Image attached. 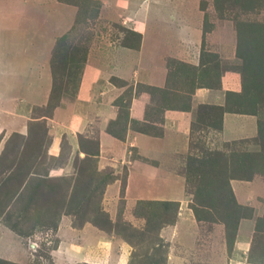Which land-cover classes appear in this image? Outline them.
I'll list each match as a JSON object with an SVG mask.
<instances>
[{"label": "rangeland", "instance_id": "obj_1", "mask_svg": "<svg viewBox=\"0 0 264 264\" xmlns=\"http://www.w3.org/2000/svg\"><path fill=\"white\" fill-rule=\"evenodd\" d=\"M58 1L71 6L74 17L53 45L48 102L27 108L25 133L0 127V238L16 240L23 261L0 258V264H55L50 253L59 244V229L64 244L55 255L57 264H264V0H195L198 26L207 34L203 40L236 44L232 60L219 62L209 54L206 71L199 74L210 85L224 69L241 75V92L226 95L224 109L253 114L256 137L222 143L216 135L220 109L194 106L186 153L162 163L181 180L180 193L136 194L132 200L121 188L124 165L117 174L112 167L97 169L95 122L82 133H70L77 146L72 151L68 134L54 136L46 119L76 97L90 51L116 38L136 48L139 36L122 27L126 21L116 17L115 6L107 5L106 13L114 14L108 17L96 0ZM168 65L173 81L190 93L196 74L182 63ZM112 84L123 83L112 78ZM128 91L114 101L118 116L108 127L117 139L127 124ZM152 94L163 102L173 98ZM16 114H22L20 107ZM205 130H211L209 136L201 133ZM114 180L120 184L116 193L110 189ZM232 182L249 184L233 190ZM72 229H85L84 241L63 236ZM92 232L102 245L97 236L91 239ZM71 252L83 258L65 257Z\"/></svg>", "mask_w": 264, "mask_h": 264}, {"label": "crops", "instance_id": "obj_2", "mask_svg": "<svg viewBox=\"0 0 264 264\" xmlns=\"http://www.w3.org/2000/svg\"><path fill=\"white\" fill-rule=\"evenodd\" d=\"M96 1L102 4L101 14L104 12L110 15L108 17L114 14L113 11L106 13L107 5L115 6L116 17L122 15L126 21L122 27L139 36L138 45L131 48L116 38L107 41L105 47L90 51L82 66L76 97L67 107L54 108L50 119H46L47 125L50 122L54 136L59 131L68 134L66 138L73 151L77 149L75 134L84 132L90 123L95 122L97 169L112 167L117 174L118 169L125 166L124 193L127 200H132L136 194L150 192L177 195L181 191V180L167 171L162 163L173 154L186 153L194 106L224 109L226 95L241 92V79L236 71L222 70L216 85H210L209 78L199 74L206 71L205 59L209 54L216 55L219 62L232 60L235 41L203 40L207 34L198 26L195 0H114V4L112 0ZM73 17V8L58 0H0L2 129L25 133L30 127L26 122L27 108L48 102L52 89L48 63L53 45L57 38L69 31ZM169 61L188 65L196 74L190 93L183 92L173 81ZM112 78L122 82V86H114ZM125 89H129L127 124L123 138L117 139L108 133V127L118 116L114 101ZM153 91L173 98L163 102L152 94ZM19 107L22 114H16ZM132 124L146 129L142 131ZM210 131L201 133L209 136ZM70 133L74 136L71 137ZM256 134L253 115L224 109L216 133L222 143L251 140ZM131 152L135 158H130ZM244 184L249 183L232 182L231 187L235 190ZM119 186V181L114 180L110 186L112 193H116ZM243 197L246 201L247 195ZM62 232L57 230L59 244L50 253L55 264V255L64 244ZM64 233L63 236L68 235L73 242L76 239L84 241L86 237L85 229ZM92 233L91 239L97 241V236L98 245H102V238ZM17 243L10 235L0 238V258L23 263L18 261ZM65 257L80 260L83 254L71 252Z\"/></svg>", "mask_w": 264, "mask_h": 264}, {"label": "trees", "instance_id": "obj_3", "mask_svg": "<svg viewBox=\"0 0 264 264\" xmlns=\"http://www.w3.org/2000/svg\"><path fill=\"white\" fill-rule=\"evenodd\" d=\"M236 50V49H235ZM238 73V72H237ZM239 74V73H238ZM240 75V74H239ZM240 79H241V75H240ZM241 89H242V80H241ZM204 110L205 109H207L208 110V112H211V111H215V110H219L220 109V115L218 116V120H219V126H218V128L220 129V118H221V115H222V113H223V109H221V108H219V107H207V106H203L202 107ZM227 110V109H226ZM227 111H229V112H234V113H240V114H247V113H241V112H235V111H230V110H227ZM214 114H216V113H214ZM251 114V113H250ZM251 115H253V114H251ZM254 116V115H253ZM192 124V123H191ZM210 125H208V127H209ZM190 128H191V125H190ZM190 131H191V129H190ZM108 133H110V134H112L110 131H108ZM113 135V134H112ZM114 136V135H113ZM96 155H97V143H96ZM95 155V156H96ZM124 186H125V180L122 182V185H121V188H122V191H123V189H124Z\"/></svg>", "mask_w": 264, "mask_h": 264}]
</instances>
